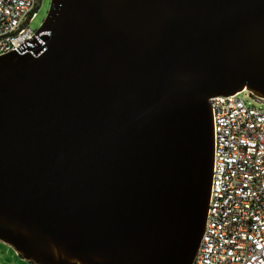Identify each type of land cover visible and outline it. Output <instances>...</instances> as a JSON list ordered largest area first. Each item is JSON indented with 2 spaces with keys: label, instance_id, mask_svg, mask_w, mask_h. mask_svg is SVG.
I'll return each instance as SVG.
<instances>
[{
  "label": "water",
  "instance_id": "obj_1",
  "mask_svg": "<svg viewBox=\"0 0 264 264\" xmlns=\"http://www.w3.org/2000/svg\"><path fill=\"white\" fill-rule=\"evenodd\" d=\"M0 57V241L31 264H192L210 99L264 100V0H51Z\"/></svg>",
  "mask_w": 264,
  "mask_h": 264
},
{
  "label": "built area",
  "instance_id": "obj_2",
  "mask_svg": "<svg viewBox=\"0 0 264 264\" xmlns=\"http://www.w3.org/2000/svg\"><path fill=\"white\" fill-rule=\"evenodd\" d=\"M43 0H0V57L44 45L31 27ZM214 166L205 231L192 264H264V100L210 99Z\"/></svg>",
  "mask_w": 264,
  "mask_h": 264
},
{
  "label": "rangeland",
  "instance_id": "obj_3",
  "mask_svg": "<svg viewBox=\"0 0 264 264\" xmlns=\"http://www.w3.org/2000/svg\"><path fill=\"white\" fill-rule=\"evenodd\" d=\"M51 0H43L42 7L40 8L37 18L31 23V27L38 30L49 10ZM0 264H31L24 261L12 247L0 241Z\"/></svg>",
  "mask_w": 264,
  "mask_h": 264
}]
</instances>
